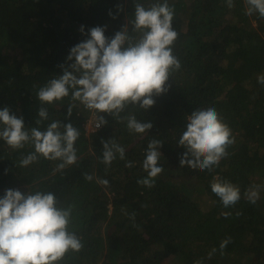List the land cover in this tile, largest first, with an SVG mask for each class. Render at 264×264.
Instances as JSON below:
<instances>
[{"label": "trees", "instance_id": "trees-1", "mask_svg": "<svg viewBox=\"0 0 264 264\" xmlns=\"http://www.w3.org/2000/svg\"><path fill=\"white\" fill-rule=\"evenodd\" d=\"M156 2L0 0V110L23 117L26 129L43 131L59 120L81 133L77 163L63 170L59 161L43 158L19 167L21 155L34 149L14 152L0 140V198L9 189L22 194L39 189L53 192L60 206L73 207L70 230L84 247L61 264H264V187L255 204L244 195L252 185L264 186V85L258 82L264 75V18L246 15L244 0H234L232 8L226 0H168L175 7L174 54L182 68L169 78V90L153 97L150 109L129 106L121 114L135 110L138 120L152 123L144 134L130 133L107 113H102L107 124L87 133L92 116L78 102L69 117L70 97L53 106L38 98L41 86L63 74L61 65L74 63L67 60L70 50L90 38L91 28L105 27L108 38L125 25L131 33L136 3ZM41 107L49 119L37 125ZM207 107L217 110L235 143L211 172L181 167L186 149L178 140L187 116ZM154 138L163 142L164 171L148 188L137 180L147 175L142 162ZM112 139L125 147L126 159L106 167L103 141ZM128 161L134 166L125 167ZM84 173L94 179L87 181ZM214 177L239 186L234 207L224 208L212 192ZM228 237L221 254L220 243Z\"/></svg>", "mask_w": 264, "mask_h": 264}, {"label": "clouds", "instance_id": "clouds-1", "mask_svg": "<svg viewBox=\"0 0 264 264\" xmlns=\"http://www.w3.org/2000/svg\"><path fill=\"white\" fill-rule=\"evenodd\" d=\"M226 3L229 8L234 7V0ZM244 3L246 15L258 14L264 18V0H244ZM174 17V5L168 0H157L148 6L136 3L134 19L130 21L131 33L125 25L122 31L108 38L105 27L91 28L86 33L90 38L70 50L67 60L74 63L61 65L63 74L38 89L39 100L53 106L70 97L68 116L71 117L78 102L91 114L89 123L95 131L107 124L102 115L107 113L119 123H126L130 133L148 132L152 123L138 120L135 110L121 114L129 106L150 109L155 104L153 97L166 93L169 78L181 70V61L174 54L178 39ZM81 31L84 32L83 27ZM258 82L264 85V75ZM39 117L37 125L49 119L46 107L39 109ZM80 135V130L71 123L62 124L59 120L50 122L43 131L39 127L26 129L23 117L18 118L7 107L0 110V140L14 152H22L26 146L34 149L21 155L18 166L22 168L41 158L59 161V170L76 164V142ZM178 143L186 149L180 159L181 167L211 172L228 157V148L235 143V137L217 110L207 107L187 116L186 130ZM162 146L160 139L149 141L142 162L147 175L137 180L139 185L154 187L164 171L159 164ZM117 158L126 159L125 147L115 139L103 141L101 163L110 167ZM133 166L132 161L125 164L128 168ZM84 178L91 182L94 176L84 173ZM97 182L109 184L106 179ZM261 187L264 186L256 184L245 191L250 203H256ZM211 190L224 208L234 207L241 199L239 186L218 177H214ZM72 215L73 207L60 206L51 191L37 189L22 194L19 190H7L0 198V264H61L69 252H80L84 245L81 237L70 230ZM135 217V212L130 214L133 222ZM133 227L139 226L133 223ZM230 242L231 237L221 241V254Z\"/></svg>", "mask_w": 264, "mask_h": 264}, {"label": "built area", "instance_id": "built-area-1", "mask_svg": "<svg viewBox=\"0 0 264 264\" xmlns=\"http://www.w3.org/2000/svg\"><path fill=\"white\" fill-rule=\"evenodd\" d=\"M91 120H92V118L90 120H88V122L86 123V126H85V129H86L87 133L94 131V128L89 123Z\"/></svg>", "mask_w": 264, "mask_h": 264}, {"label": "rangeland", "instance_id": "rangeland-1", "mask_svg": "<svg viewBox=\"0 0 264 264\" xmlns=\"http://www.w3.org/2000/svg\"><path fill=\"white\" fill-rule=\"evenodd\" d=\"M171 173L174 174V173H175V169H172V170H171Z\"/></svg>", "mask_w": 264, "mask_h": 264}]
</instances>
